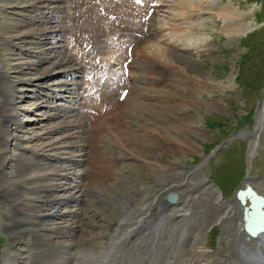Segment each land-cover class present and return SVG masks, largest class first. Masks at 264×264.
I'll use <instances>...</instances> for the list:
<instances>
[{
    "label": "bare ground",
    "instance_id": "6f19581e",
    "mask_svg": "<svg viewBox=\"0 0 264 264\" xmlns=\"http://www.w3.org/2000/svg\"><path fill=\"white\" fill-rule=\"evenodd\" d=\"M117 1H25L28 5L24 8H37L38 4L52 3L53 6L38 7L50 10L48 15L41 12L42 17L35 19V22L42 24H53L49 17L64 10L63 16H59V13L57 17H53L55 22L59 19L61 25L51 29L39 27L32 32H24L23 36H13V33L24 29L26 22L0 31V52L14 48L24 38L28 40L27 44H36L41 33L49 34L53 42L62 46L55 47L59 51L54 52V57L40 58L36 65L34 62L16 64L15 59H5L4 56L7 55L2 56L0 53V210L10 237V258L14 264H21L22 261L23 264H123L128 250L134 254L135 249H138L137 240H141L142 247L152 238V245L156 243L157 248L167 244L166 250L171 264H198L201 258L206 257L210 264H244L230 250L232 240L228 239L239 215L242 214L241 218L244 220L243 212L250 205L249 202L243 206L237 199L228 204H220L222 210L212 208L214 213H223L222 224L226 230L224 234H227H223L227 239H221V247L212 253L204 252L205 231L197 232V228L202 229L204 224L201 220L196 222L191 219L186 224L190 231L181 235L178 240H175L177 236L175 239H168L167 233L170 229L176 230L175 226L179 222L171 227H162L159 239L152 232L151 227L168 212H171L168 213L170 219L176 212L188 208L195 211L196 202L193 199L185 202L187 205L183 206V210H178L175 206L172 209L166 204L165 202L171 204L164 202L166 195L181 189L182 184L169 186L165 183L166 178L171 177L166 166L148 162L147 156L132 146L130 138H144L138 132L147 131L149 126L147 112L139 114L135 111V105L140 109L145 108L150 95L147 86H158L159 80L164 78L161 76L163 73L155 72L154 76L145 72L136 74L137 58L145 53L143 61H157L163 67L167 63L169 51L160 46L143 47L147 42L139 35L146 36L148 32L144 28V15L150 10L149 5L144 9L137 7L133 10V4L128 0ZM224 12L226 22L240 17V13L230 7ZM37 16L27 19V26ZM113 16L118 17L109 20ZM65 17L66 21L63 20ZM140 25L141 30L132 29ZM236 25L230 28V34L239 30L240 25ZM60 33H63L62 36H59ZM72 37H76L75 43L71 41ZM91 43L92 48L86 53L84 48ZM110 43H128V46L114 48L108 46ZM134 43L137 44L132 52L134 61L130 65L131 73L127 78L123 66L130 59L128 52ZM52 49L36 48L35 53H52ZM163 59L166 62H162ZM44 64H49L50 67L48 72L41 73L39 77L18 78V75L30 74L35 66ZM56 67L61 68L57 74H62L67 80L54 82L51 86L45 85L44 81ZM19 85H23L25 89H20ZM125 88L130 89V92L120 102V94ZM20 90H31L33 96L27 98H35L38 102L28 108H19L18 100L21 101L22 98L17 94ZM46 91H54L55 94H46ZM133 100V108L126 111L127 105ZM33 109H42L45 112L35 119H28L32 122L28 124L32 129L26 130L20 117L32 113ZM125 118H129V121ZM54 121L57 123L46 125ZM122 125H127V131L121 129ZM60 132L63 133L61 138L50 141L53 135ZM134 162L137 165L144 164L152 170L154 176L151 177V186L143 185L140 195L130 192L125 207L113 218L114 209H110L105 202L125 198L128 189L122 183H131L125 179L128 171L133 170ZM247 186L254 188L249 181L242 189L245 190ZM205 194L213 196L214 192L207 190ZM182 203L179 200V206ZM72 206L79 207L78 211L71 210ZM64 208L67 210L63 211ZM78 213L87 217V225L75 221L65 222ZM211 217L213 218L210 215L207 219L211 220ZM213 222L214 220L209 223ZM88 228L97 229L99 232L93 234ZM261 237L262 235L252 237V240H256V244L262 240ZM79 239H82V243H92L97 254L88 256L85 253H68L78 244ZM181 240L191 249H181ZM54 253H58V256L55 257ZM62 253H66V257Z\"/></svg>",
    "mask_w": 264,
    "mask_h": 264
},
{
    "label": "rangeland",
    "instance_id": "374dc122",
    "mask_svg": "<svg viewBox=\"0 0 264 264\" xmlns=\"http://www.w3.org/2000/svg\"><path fill=\"white\" fill-rule=\"evenodd\" d=\"M25 1L30 3L37 0L0 1V31L8 26L26 22L24 29L13 33V36H23L39 27L51 29L61 25L59 19L55 22L53 17H57L59 13V16H63L64 10L49 17L53 20V24H42L35 22V19L42 17L41 12L48 15L50 10L38 7L53 6L52 3L38 4L37 8H24L28 5ZM163 2L165 6L157 10L151 22L154 36L144 43L143 47L160 46L163 47L162 49H167L169 51L166 57L167 63L161 67L157 61L156 63L152 60L143 61L144 53L141 58H137L136 74L145 72L154 76L156 72L163 73L159 76L164 78L159 80L158 86H147L150 95L145 108L140 109L135 105V111L139 114L143 111L147 112L149 126L147 131L138 132L144 138L131 137L130 140L134 148L147 156L148 162L161 167L166 166L171 177H167L165 183L169 186L176 183L185 184L180 190L175 191L179 199L176 202L178 206L174 208L183 210V206L187 205L185 202L190 199L196 202L195 211L188 208L172 215L178 221L174 220V217L168 218V213L171 212L167 213L168 216L162 217L161 221L151 227L152 232H156V238H160L159 229L162 227H171L175 223H181L180 221H187L184 224L178 223L175 226L176 230L170 229L167 233L168 239L172 237L175 239L177 236L175 240H178L181 235L190 231L186 224L191 219L196 222L201 220L204 224L202 229H198L196 225L197 232L205 231L204 252L212 253L221 247L223 237L227 239L223 236L226 231L222 224L223 213H214L212 208L222 210L220 204L236 201L237 189L244 188L249 181L264 195V0H163ZM62 5L65 7V4ZM229 7L240 13V17L232 22L224 21V11ZM33 15L38 16L27 26L29 18ZM66 17L68 18V15ZM66 17L63 20L66 21ZM236 24L240 25L239 30L236 31L238 33L230 34L228 31ZM61 34L63 33L59 36H62ZM74 38L76 37H72V42ZM22 41L8 51H1V55H7L4 56L5 59H15L16 64L34 62L36 65L40 58L54 57V52L59 51V48L55 49V47H62L60 43L53 42L54 40L46 33L38 35L36 44H27L26 38ZM36 48L54 49L52 53L37 55ZM162 62L166 61L163 59ZM49 67V64L35 66L33 72L25 74L26 76L18 75V78H37L41 73L48 72ZM60 69L56 67L54 72L51 71L50 76L44 81L45 85L51 86L54 82L67 80L62 74H57ZM19 88L25 89L23 85H19ZM25 91L20 90L17 94L22 98L21 101L18 100L19 108H28L38 102L35 98H27L33 96L31 90ZM46 94L55 93L46 91ZM133 103L134 100L127 105L126 111L133 108ZM43 112L45 110L33 109L32 113L23 114L20 122L22 121L26 130H30L32 126L28 124L32 122L28 119H35ZM132 112L134 113L133 110ZM125 119L129 121V118ZM56 123L54 121L46 125ZM121 129L127 131V125H122ZM62 136L61 132L55 134L50 141ZM223 143H226L225 148L220 149L216 157L209 160L213 151ZM49 150L48 152L51 153ZM153 176L152 170L146 165H137L134 162L133 170L128 171L125 179L131 183L126 181L122 183L129 190L125 194L127 197L105 202L110 209H114L113 218H116L125 207L130 192L140 195L143 185L151 186L150 181ZM212 179L220 189L214 183L217 188L207 181ZM205 190L214 192L213 196H206ZM179 200L184 204L179 206ZM165 203L173 209V204ZM78 208L72 206L70 209L78 211ZM185 211H189L188 216L178 217L179 213ZM210 215L214 219L211 217V220L210 218L208 220ZM83 216L78 213L67 218L69 221L65 222L75 221L87 225L89 220ZM241 217L242 214L231 230L228 239V241L232 240L230 250L244 264H264V239L256 244V240H248L249 236L244 230V220ZM212 220L215 223H209ZM98 221L97 219L96 222ZM4 224L0 210V264H14L10 258V237ZM88 231L93 234L99 232L91 228H88ZM153 242V239L149 238L148 244H143L144 246L141 247V240H137L138 249H135L134 254L130 253L129 249L123 264H171V258L166 250L167 244L157 248L156 243L152 245ZM77 243L68 253L72 255L85 253L88 256L97 254V249L95 250L92 243H82V239ZM179 246L183 250L191 249L182 242ZM54 255L57 257L58 253ZM62 256L66 257V253H62ZM210 263L209 258L206 257L201 258L198 264Z\"/></svg>",
    "mask_w": 264,
    "mask_h": 264
},
{
    "label": "water",
    "instance_id": "95a60500",
    "mask_svg": "<svg viewBox=\"0 0 264 264\" xmlns=\"http://www.w3.org/2000/svg\"><path fill=\"white\" fill-rule=\"evenodd\" d=\"M238 196L241 198V200L243 202H245L246 198L250 199V201H251V205L245 209L246 229L249 230V228H248L249 223L248 222L256 210L255 204H257L258 201H262L263 202L262 207H263L264 206V200L261 198H258L257 195L254 192H252V190L250 188H248L244 192H239ZM169 199H171V198L169 197ZM260 213L264 219V211L260 209Z\"/></svg>",
    "mask_w": 264,
    "mask_h": 264
}]
</instances>
